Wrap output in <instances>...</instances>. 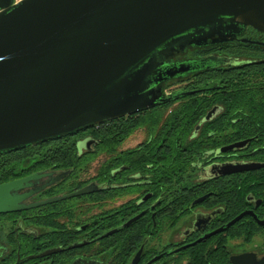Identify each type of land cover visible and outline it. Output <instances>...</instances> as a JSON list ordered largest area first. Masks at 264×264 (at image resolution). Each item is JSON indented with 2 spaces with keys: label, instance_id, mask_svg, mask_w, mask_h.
I'll use <instances>...</instances> for the list:
<instances>
[{
  "label": "trees",
  "instance_id": "16d2710c",
  "mask_svg": "<svg viewBox=\"0 0 264 264\" xmlns=\"http://www.w3.org/2000/svg\"><path fill=\"white\" fill-rule=\"evenodd\" d=\"M218 47L224 54L218 56L220 59L205 57L209 68L163 85L164 93L171 92L169 95L195 90L193 94L158 103L130 118L89 125L1 152L0 184L36 171H68L69 175L61 183L48 188L41 196L70 193L92 182L98 190L21 213L0 214V221L14 224L18 220L38 231H46L45 240L50 243L46 242L47 246L58 240H67L62 244L66 246L77 239L94 238L89 246L68 252L88 253L102 264H129L145 239L141 257L142 261L150 259L155 254L151 247L153 239L173 228L189 211L191 203L204 194L211 193L199 206L223 210L214 220V226L245 210H252L257 219L264 218V168L208 180L195 179L194 163L204 153L245 140L247 144L237 150L240 160L264 163V47L239 42ZM209 49L212 48L190 49L183 61L199 60L201 57L197 56ZM224 58L229 62L220 65ZM184 82L180 90L170 89L178 85L174 83ZM214 106L219 109L216 116L197 128ZM140 128L146 134L144 142L134 149L120 151L124 139ZM88 136L96 143L90 150L80 152L78 142ZM95 162L98 165L90 176ZM135 175L140 178L135 179ZM156 200L159 203L150 207ZM258 200L260 204L254 207ZM118 202L121 203L116 205ZM141 211L143 215L129 226L97 239ZM83 225H87L85 230H79ZM222 236L234 240L264 238V226H259L250 216H243L224 233L216 235ZM10 241L13 250L1 257L0 264H15L12 255L16 243ZM18 242L21 255L38 253L44 248L34 249L42 245L32 235H21ZM206 243L174 257H162L154 264H181L183 260L186 264H225V255L205 249ZM40 260L27 259L17 264ZM68 263L66 259L56 261V264Z\"/></svg>",
  "mask_w": 264,
  "mask_h": 264
},
{
  "label": "water",
  "instance_id": "95a60500",
  "mask_svg": "<svg viewBox=\"0 0 264 264\" xmlns=\"http://www.w3.org/2000/svg\"><path fill=\"white\" fill-rule=\"evenodd\" d=\"M246 28L264 35V0H0V153L193 94L166 95L163 85L209 68V60L172 62L173 56L183 55L190 47L225 43ZM237 41L264 47V41L257 39L243 37ZM228 62L224 58L220 65ZM247 142L234 143L218 152L241 149ZM262 168L264 163L258 162L225 163L216 166L211 176ZM67 174H48L52 177L48 185ZM35 177L0 184V214L98 189L90 184L67 195L24 204L30 194L16 192ZM205 198L196 199L192 206ZM259 203L256 201L255 207ZM141 215L99 239L127 227ZM245 215L264 225V220H257L252 211H244L225 228L202 239L223 231ZM82 245L77 243L68 249ZM56 252L60 249L29 258ZM141 252L142 247L130 264H138ZM2 253L0 248V259ZM71 264L102 263L78 258Z\"/></svg>",
  "mask_w": 264,
  "mask_h": 264
},
{
  "label": "flooded vegetation",
  "instance_id": "af4514ba",
  "mask_svg": "<svg viewBox=\"0 0 264 264\" xmlns=\"http://www.w3.org/2000/svg\"><path fill=\"white\" fill-rule=\"evenodd\" d=\"M235 37L236 38H234V35L231 36L230 41H227V42L222 43V44L233 45V44L238 42L237 40L239 38H243V37H248L251 39H259V40L264 41V36L260 35L259 33L255 32L254 30H252L250 28H246L245 30H243L240 33V35H235ZM219 45H221V44L206 45V46L202 47V48L210 47L212 49H209L211 51L206 52V53H202V55H198L197 57H201L200 59L205 58V57H209V58L214 57V59H220V58H218V56H220V54H224V53H220V50H219L220 47H218ZM214 47H216V48H214ZM190 49H191V47L188 48L186 51H190ZM183 57H184V55L182 56L181 54H178V55H174L171 60H172V62H180V61H183V59H184ZM190 58H192V57H190ZM185 59H187V58H185ZM183 85H185V84H178V85L173 86L171 89L173 91L180 90L181 89L180 87H182ZM188 92H195V90L188 91ZM170 93L171 92H168L167 94L169 95ZM139 112H141V111H139ZM139 112L132 114L130 116H125V117L130 118L131 116L138 115ZM218 112H219L218 107L214 106L213 108H211V110L205 114V116L203 117V119L201 120V122L197 126V128L200 127L203 122L208 121L212 117L216 116V114ZM208 115H210V118L206 119ZM125 117H122V118H125ZM139 130L142 131V134H143V138H142L141 142H139L137 145H135L133 147L121 149V147L126 143V141L129 138H131L132 135L136 131H139ZM145 138H146V134H145V131L143 130V128L137 129L131 135H129L126 139H124L121 146L119 147V150L120 151H127V150L134 149L135 147L141 145L144 142ZM148 141H150V140H148ZM81 143H82V145H80L81 147L79 148V146H78V150L80 152L90 150L95 145L96 142L93 139H91L90 136H88V137L82 139L80 142H78V144H81ZM230 145H232V144H230ZM224 147H226V146H224ZM221 148H223V147H221ZM221 148H218L215 151H208V152L204 153L200 157V159L194 163V167L196 169L195 179L197 181L214 179V178L223 176V175L211 176L212 171H216V166H219V165H222L225 163L253 162V161H248V160H240V158H239L240 154L238 153L237 150H241L242 148L241 149L234 148L230 151H227L224 153H219L218 150H220ZM258 163H263V162H258ZM66 172H68V171H66ZM50 173H52L53 175H56L58 173H63V172L48 171V170L47 171H36V172L25 174L22 177H18L16 179L8 181V182L20 180V179H23V178H26L29 176H36L34 179L26 182V184L28 185L26 188H23V189L16 192L18 194H23V193H29L30 194L29 197L23 201L24 204L36 203V202H39V201H42V200H45L48 198H52V197H56V196H63V195H67V194L78 191V190H76V191H73L70 193H61V194H58V195L52 196V197L41 196V194L43 192H45L48 188L61 183L69 175V172H68V174L63 179H61L60 181L55 182L54 184L48 185L49 181L52 179V177L48 176V174H50ZM230 175H232V174H230ZM225 176H229V175H225ZM133 177L135 179L140 178L137 175H135ZM8 182H5V183H8ZM139 182L143 183L146 181L140 180ZM1 184H4V183H1ZM90 184H95V183L92 182ZM90 184H88V185H90ZM87 186H85V187H87ZM97 188H98V186H97ZM90 193H92V192H90ZM210 194L211 193H207V194H204L202 196L206 195V198H207L208 196H210ZM84 195H86V194H84ZM80 196H82V195H80ZM202 196H200V197H202ZM76 197H79V196H76ZM148 197H149V195L144 197L142 199V201L146 200ZM200 197H198V198H200ZM71 198H74V197H71ZM198 198H196V199H198ZM68 199H70V198H68ZM64 200H66V199H64ZM61 201H63V200H61ZM248 201H252V199L248 200ZM57 202H59V201H57ZM202 202H200V203H202ZM158 203H159V201L156 200L150 207H154ZM192 203L190 205L189 211L186 212L185 214H183L179 218L177 224L173 228H170V229L164 231L162 236L153 239V241L151 242V247L155 250V254L152 255L151 258L146 260V261H142V257H141L143 250H144V245L147 242V239L144 240V243L140 246V248L142 247V252L140 254V259H139L138 264H147L153 258L157 257V259L151 263V264H154L155 262L159 261L162 257H165V256L166 257L167 256L174 257L176 254H178L181 251H186L190 248H193V247H195L199 244H203L205 242H207L205 245V249H207V250L212 249L215 252H219L220 254L225 255V257L227 258V262L225 264H264V238L258 237L254 240H234V239H230V238L225 237V236L216 237L217 234L224 233L233 224L231 226H229L228 228L224 229L223 231L218 232L217 234H215L211 237H208L206 239H202V237L204 235L209 234V233L213 232L214 230H217L220 228H225L226 224H228L235 217L233 219L227 221V222L220 223L217 226H214V223H213L214 220L217 218V216L222 214L223 210L220 208H214L212 210H207V209L203 208L202 206H199L200 203H198L194 206H192ZM255 203H256V201L254 202V207H255ZM46 205H48V204H46ZM42 206H44V205H42ZM38 207H40V206H38ZM35 208H37V207H35ZM31 209H34V208H31ZM31 209H28V210H31ZM28 210H22V211L13 212V213H21V212L28 211ZM245 211H252V210H245ZM13 213H5V214H13ZM140 213H142V215H143L144 212L141 211ZM139 214H137V215H139ZM137 215H135V216H137ZM245 216H249V215H245ZM134 217H132V218H134ZM183 217H185V219H184L183 223H181V225L178 227L177 232H175L173 234L174 236H173L172 242L167 243V244H165L159 248V243L162 241L164 235L169 230L174 229ZM152 218H153V215H152ZM256 219H257V216H256ZM257 220H264V218L257 219ZM255 222H256V220H255ZM125 223H123V224H125ZM0 225H2V228L0 229V248L3 249L2 256L7 255L10 250H13V245L11 244L10 240H15L16 249H15L14 255H12L15 257V264H17L18 262L23 263L27 259H33V258H29L30 256H36L40 253H43V252H46V251H49L52 249H56V248L60 249V252L45 255V256L40 258L41 260L39 262H34L32 264H56L57 259L69 260L68 264H71L72 261H74L75 259H78V258L83 259V260H94L93 258L89 257L90 255L88 253L78 254V253L68 252L69 250L79 249V248H82L84 246H89L90 243L95 240L94 238H92V239H88V238L77 239V240H74L73 242L68 243L66 246H62V244L67 240H58V242H54V244L47 246V243L48 244H50V243H49V240H45L46 231H43V232L38 231L35 227H32L29 224H27V223L25 224L24 222L18 221V220L14 224L8 223L7 221H3V222L0 221ZM86 227H87V225H83V226H80L78 229L81 231H84ZM21 235H25V236H31L32 235L33 239L39 238V240L41 242L39 244L42 246H39L38 248H34V249L37 250L40 247H44V248L41 249L40 251H38V253L21 255L20 254V244L18 242V238ZM38 235L41 237H37ZM11 236H12V238H11ZM99 237L97 239H99ZM200 239H202L201 242H197ZM77 243L83 244V245L80 247H77V248L68 249L69 246L77 244ZM183 247H186V248H183ZM232 259H233V261H232ZM130 263H131V261H130ZM181 264H186V261H184V260L181 261Z\"/></svg>",
  "mask_w": 264,
  "mask_h": 264
},
{
  "label": "rangeland",
  "instance_id": "374dc122",
  "mask_svg": "<svg viewBox=\"0 0 264 264\" xmlns=\"http://www.w3.org/2000/svg\"><path fill=\"white\" fill-rule=\"evenodd\" d=\"M13 1H14V3H16V2H18V1H20V0H13ZM257 40H259V39H257ZM261 41H262V40H261ZM189 53H190V51H186L185 54H184V56L188 55ZM173 82H174V81H173ZM174 84H186V82H184V83H174ZM170 89H171V87H170ZM165 93H168V92H165ZM142 138H143L142 131H140V130H139V131H136V132L132 135V137L129 138V139L126 141V143L121 147V149L129 148V147H133V146L137 145L139 142H141ZM80 145H82V143H81V144H78L79 148L81 147ZM96 165H98V163H96V162L92 165V169L89 171L90 176H92V175L94 174V169H95ZM120 203H121V202H118V203H116V205H118V204H120ZM184 219H185V217H183V218L180 220V222L178 223V225H177L174 229L169 230V231L164 235L162 241L159 243V248H160L161 246L167 244V243L172 242V240H173V236H174L173 234H174L175 232H177L178 227L181 225V223H183Z\"/></svg>",
  "mask_w": 264,
  "mask_h": 264
}]
</instances>
